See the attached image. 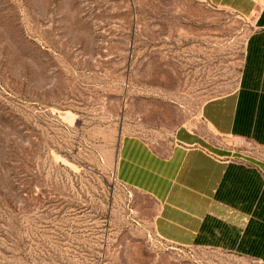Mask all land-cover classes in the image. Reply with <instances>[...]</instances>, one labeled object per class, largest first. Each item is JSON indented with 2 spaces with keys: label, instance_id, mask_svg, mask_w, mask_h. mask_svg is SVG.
<instances>
[{
  "label": "rangeland",
  "instance_id": "obj_1",
  "mask_svg": "<svg viewBox=\"0 0 264 264\" xmlns=\"http://www.w3.org/2000/svg\"><path fill=\"white\" fill-rule=\"evenodd\" d=\"M247 35L204 0H0V264H264L261 180L184 248L114 175L123 136L165 151L236 88Z\"/></svg>",
  "mask_w": 264,
  "mask_h": 264
},
{
  "label": "crops",
  "instance_id": "obj_2",
  "mask_svg": "<svg viewBox=\"0 0 264 264\" xmlns=\"http://www.w3.org/2000/svg\"><path fill=\"white\" fill-rule=\"evenodd\" d=\"M204 1L246 23L236 88L205 101L198 121L179 127L165 151L123 136L114 164L120 184L155 202L154 235L184 248L216 221L243 228L248 215L229 205L227 187L264 182V0Z\"/></svg>",
  "mask_w": 264,
  "mask_h": 264
}]
</instances>
